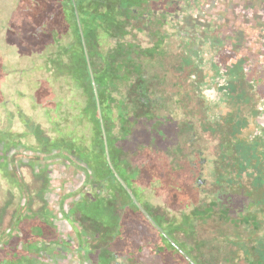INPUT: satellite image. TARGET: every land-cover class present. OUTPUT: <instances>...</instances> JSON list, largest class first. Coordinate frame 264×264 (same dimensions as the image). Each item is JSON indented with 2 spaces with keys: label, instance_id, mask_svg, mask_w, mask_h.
Listing matches in <instances>:
<instances>
[{
  "label": "flooded vegetation",
  "instance_id": "1",
  "mask_svg": "<svg viewBox=\"0 0 264 264\" xmlns=\"http://www.w3.org/2000/svg\"><path fill=\"white\" fill-rule=\"evenodd\" d=\"M29 2H0V39ZM30 4L53 86L85 103L90 176L80 184L119 217L100 244L55 235L38 242L39 256L49 261L50 248L54 264H264V0ZM98 162L111 179L96 177Z\"/></svg>",
  "mask_w": 264,
  "mask_h": 264
},
{
  "label": "rangeland",
  "instance_id": "2",
  "mask_svg": "<svg viewBox=\"0 0 264 264\" xmlns=\"http://www.w3.org/2000/svg\"><path fill=\"white\" fill-rule=\"evenodd\" d=\"M2 1L4 3L5 0ZM32 1L29 2L28 11L15 14L14 20L19 22H15L14 28L7 25L9 32L0 39V234L12 231L10 227L15 223L14 217L18 216L25 203L28 205L27 212L22 214L19 225L23 231L31 232L34 225L44 222L40 211L43 208L42 189L46 184V176L38 174L23 159L27 154L22 147L15 150L10 142L5 152L1 147L3 141L8 140L11 133H26L28 135L23 138L15 136L16 143L35 146L37 137L34 131L37 127L53 138L59 135L57 129L67 126L74 128L77 122L82 125L77 126L75 131L80 135L86 134L85 117H79L85 103H69L73 98L79 99V95L72 92L68 85L57 91L47 67L44 68L39 49L38 13L36 5L30 4ZM21 19L29 20L28 24L18 25ZM43 75L46 91L39 89L40 76ZM56 99L61 103L54 102ZM67 117L71 118L67 120ZM3 155L11 162L10 169L3 164ZM82 181L76 178L70 184L79 187ZM155 201L161 203L160 199ZM69 231L74 233V227L69 228ZM15 241L13 237L12 245Z\"/></svg>",
  "mask_w": 264,
  "mask_h": 264
},
{
  "label": "trees",
  "instance_id": "3",
  "mask_svg": "<svg viewBox=\"0 0 264 264\" xmlns=\"http://www.w3.org/2000/svg\"><path fill=\"white\" fill-rule=\"evenodd\" d=\"M79 117H85L84 107H82ZM80 125L82 124L77 122L75 126L73 125L74 128L67 126L60 130L57 129L60 135L53 138L45 135L43 130L37 127L34 131L37 137L35 146L16 143L15 140L10 141L9 139L3 141L1 147L5 152L10 142L15 146V150L22 147L23 152L27 154L23 159L27 160L34 171L39 172L38 174L46 176V184L42 189L43 208L40 211L44 222L35 225L31 232L23 231L19 225L23 219L22 214L27 212L28 205L25 203L17 214L18 216L14 217L15 223L10 228L12 231L0 234V264H46L45 262L54 264L56 258L54 250L47 248L49 261H45L39 256L40 251L44 252L45 248L38 247V242L54 240L57 235L62 238H58L57 243L64 245H68L71 242L70 238L76 236L79 237V242L100 244L101 230L106 228L109 222L111 226L118 227L119 217L113 209H110L111 215H107L109 208L112 207L108 206L106 198L102 194L91 200L87 193V187L84 185L75 187L70 184L76 178L84 181L90 176L86 135H80L75 131V128ZM41 149H45V152L41 153L39 151ZM59 149L63 150L61 155L65 162H62L57 151L55 152ZM70 158L75 159V164L70 161ZM3 164L6 168H11V162L4 155ZM95 168L98 179H111V172L105 164L98 162ZM59 219L61 223H59ZM72 226L78 230V233L69 231V228H73ZM58 229H60L59 232ZM13 237L16 238V241L12 245ZM88 237L94 240H87Z\"/></svg>",
  "mask_w": 264,
  "mask_h": 264
}]
</instances>
